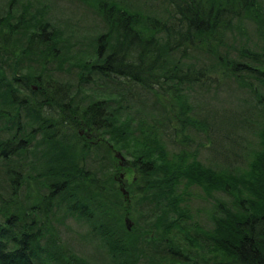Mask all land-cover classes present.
<instances>
[{
	"label": "trees",
	"instance_id": "trees-1",
	"mask_svg": "<svg viewBox=\"0 0 264 264\" xmlns=\"http://www.w3.org/2000/svg\"><path fill=\"white\" fill-rule=\"evenodd\" d=\"M97 7L105 32L92 51L87 36L74 41L73 31L45 17L0 15V41L16 21L18 40L30 42L12 71L0 65V73L12 75L11 86H38L23 99L0 80L4 107L15 108L0 117L11 128L1 129L0 141L9 176L0 192V264H85L54 242L48 221L61 210L88 225L87 240L110 264H264V0H100ZM38 42L39 64L56 50L76 68L74 83L33 67ZM233 84L261 119L248 168L238 162L248 114L239 108L241 121L226 115L214 124L200 104ZM23 114L33 119L26 129ZM202 148L220 157L219 168L201 161ZM26 180L40 182V199L21 207L17 190ZM195 187L214 201L209 229L192 218Z\"/></svg>",
	"mask_w": 264,
	"mask_h": 264
},
{
	"label": "rangeland",
	"instance_id": "rangeland-1",
	"mask_svg": "<svg viewBox=\"0 0 264 264\" xmlns=\"http://www.w3.org/2000/svg\"><path fill=\"white\" fill-rule=\"evenodd\" d=\"M96 1L98 3L100 0H0V15L1 17H5L2 15H6L7 12L10 11V13L17 15L27 14L28 16H36L37 19L45 17V19L49 20L51 23L53 22L55 25L60 26L62 30L65 31V33L73 31L74 41H79L81 39V41H83V38L87 36V38L84 40V43L92 51V42L96 41V37L99 33L105 32V27L102 22L101 15L99 14L98 7L96 8ZM16 26H19V23L16 21L12 22L11 26L9 27V31H6V38L0 41V46L4 45L6 47L8 43H11L12 45L15 44L14 46L8 47H12L17 55H15L12 50L7 52H3L0 50V58L2 60V62H0V65L3 69H8L10 72L12 71V66L16 63L15 61L17 57L24 53V49L28 50V45L30 44V42L26 39L25 41L18 40L21 30L17 29ZM1 30L2 29H0V31ZM39 32L40 31H38V33ZM42 46L44 45L41 43L37 44V51H35L33 55L30 56L35 60L34 64H32L33 67H37L38 69L40 68L41 72L44 71L55 79H61L74 83L76 81V68L70 64L63 63L60 58H55L54 55L56 50L51 49V55L53 58H50L49 61L42 60L39 64L38 60L41 54H39L40 51L38 50L43 49ZM92 55L93 54H91L87 58V60L91 59ZM232 55L234 58L236 57V54L233 53ZM61 64L64 65L63 68L61 67ZM8 74L4 73L3 75L2 73H0V80L6 79L9 89L14 91L16 95L23 97V99L33 98L29 92L31 88L33 86H37V84L31 82V86L28 87H25L23 85L15 86L14 84L11 86V81L8 80L9 76L12 75L10 73ZM45 78H47V76ZM12 83L14 82L12 81ZM99 83L103 85L102 87L99 84L103 89L107 88L105 85L111 84L104 82ZM1 100L2 99H0V117L3 114H14L15 108H12L6 104V107H4V103ZM200 104L202 107V113H210V120H212V122L214 121V124L220 123L221 120L225 119L226 115L229 117L234 116L232 119H237L234 121H241L243 115L248 114L249 121L245 122L248 125L249 132L247 133V136H244L239 140L240 145L244 150L245 159L238 160V162H242L240 166L248 168V159L250 158L251 151L254 146L258 148L259 143V138L257 134L254 133V130L256 129L255 124L258 125V122L261 119L258 118L256 114L251 113V109L254 108L255 101H253L250 96L243 90H238V86L236 84H233L230 88L228 86H225L218 94H213V96H208L206 99H201ZM4 108H6V111H8L9 114L5 111ZM239 108L243 110L244 114L242 113L241 115H237ZM8 118V116L0 118V141L5 140V138L7 137V134L3 133L1 129L6 125L8 128H10V122ZM31 118V115L23 114V129H26V126L28 127L27 123ZM242 123L243 122H239L238 124L240 125ZM23 129V136L26 137L27 133H25ZM46 144L47 145L43 144V147L44 149L49 150L53 143ZM215 149L219 148L215 146ZM99 151L103 152L102 150H98V152ZM117 153H120L122 155L121 152L116 151V153H114L115 157ZM200 155L201 161L205 164L213 168L220 167V157L214 153H211L208 149L202 148L200 151ZM34 157V154H30L28 156V163L24 164L30 165V161H32ZM2 168L3 165L0 163V192H2V190H4V188L6 187L4 180L9 177L6 169ZM23 170L25 171L26 168H23ZM34 173L35 172H33V174ZM40 186L41 184L38 180H34L31 182H29V180L25 181V183L19 188L20 190H17L19 193L18 201L21 207H28L32 202H35L36 198H38V200L40 199L38 195ZM191 192L192 194H194L190 203L192 218L198 223L202 224L204 228H211V214L214 210L213 199H206L204 197L203 191L198 187L192 188ZM215 197L225 198L223 194H216ZM48 222L51 223L52 228L54 227L57 230V236L55 237L54 242H57L56 246L59 247V250L62 253L67 254L68 252V254H74L75 256L83 259L85 264H110V261L103 254L105 252L102 251L97 246V244H95L91 240H87L89 237L88 225L81 218L72 217L69 216V214L65 215V211L61 210L60 212H56L55 216L51 217ZM131 222L133 223V220H131ZM132 229H134V226H132L131 230ZM139 229L140 225L138 227V230ZM135 232H137V230ZM133 238L136 239V242L145 244L150 243V240L147 238V236L141 237L133 235ZM41 243L42 245H44L45 242L42 241ZM64 248L68 250H66L65 252ZM75 252L78 255L75 254Z\"/></svg>",
	"mask_w": 264,
	"mask_h": 264
},
{
	"label": "water",
	"instance_id": "water-1",
	"mask_svg": "<svg viewBox=\"0 0 264 264\" xmlns=\"http://www.w3.org/2000/svg\"><path fill=\"white\" fill-rule=\"evenodd\" d=\"M117 157L120 158L121 161L124 160L123 156H122L120 153L117 154ZM123 192L125 193V190H124V189H123ZM126 223H127V225L129 226V228H130L129 220H126Z\"/></svg>",
	"mask_w": 264,
	"mask_h": 264
}]
</instances>
